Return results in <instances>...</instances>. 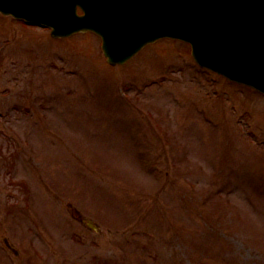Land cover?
<instances>
[{
    "label": "rangeland",
    "instance_id": "374dc122",
    "mask_svg": "<svg viewBox=\"0 0 264 264\" xmlns=\"http://www.w3.org/2000/svg\"><path fill=\"white\" fill-rule=\"evenodd\" d=\"M0 264H264V96L0 14Z\"/></svg>",
    "mask_w": 264,
    "mask_h": 264
},
{
    "label": "water",
    "instance_id": "95a60500",
    "mask_svg": "<svg viewBox=\"0 0 264 264\" xmlns=\"http://www.w3.org/2000/svg\"><path fill=\"white\" fill-rule=\"evenodd\" d=\"M0 11L50 25L54 37L94 30L113 65L161 37L181 38L202 65L264 91V0H0Z\"/></svg>",
    "mask_w": 264,
    "mask_h": 264
}]
</instances>
